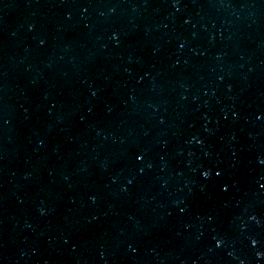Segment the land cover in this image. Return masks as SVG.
I'll use <instances>...</instances> for the list:
<instances>
[{
	"label": "water",
	"instance_id": "1",
	"mask_svg": "<svg viewBox=\"0 0 264 264\" xmlns=\"http://www.w3.org/2000/svg\"><path fill=\"white\" fill-rule=\"evenodd\" d=\"M0 264H264V0H0Z\"/></svg>",
	"mask_w": 264,
	"mask_h": 264
}]
</instances>
